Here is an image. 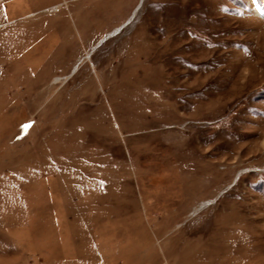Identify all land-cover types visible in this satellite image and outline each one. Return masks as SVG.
<instances>
[{
    "label": "rangeland",
    "instance_id": "obj_1",
    "mask_svg": "<svg viewBox=\"0 0 264 264\" xmlns=\"http://www.w3.org/2000/svg\"><path fill=\"white\" fill-rule=\"evenodd\" d=\"M0 264H264V0H0Z\"/></svg>",
    "mask_w": 264,
    "mask_h": 264
},
{
    "label": "water",
    "instance_id": "obj_2",
    "mask_svg": "<svg viewBox=\"0 0 264 264\" xmlns=\"http://www.w3.org/2000/svg\"><path fill=\"white\" fill-rule=\"evenodd\" d=\"M119 28H120V27H119ZM118 30H119V29H118ZM118 30H117V31H118ZM110 34H111V33H110ZM110 34H108V35H110Z\"/></svg>",
    "mask_w": 264,
    "mask_h": 264
},
{
    "label": "bare ground",
    "instance_id": "obj_3",
    "mask_svg": "<svg viewBox=\"0 0 264 264\" xmlns=\"http://www.w3.org/2000/svg\"><path fill=\"white\" fill-rule=\"evenodd\" d=\"M116 30H117V29H116ZM116 30H115V31H116Z\"/></svg>",
    "mask_w": 264,
    "mask_h": 264
}]
</instances>
